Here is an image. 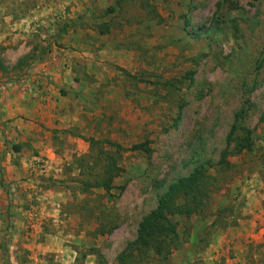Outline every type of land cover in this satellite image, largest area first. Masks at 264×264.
Returning <instances> with one entry per match:
<instances>
[{
	"label": "rangeland",
	"instance_id": "374dc122",
	"mask_svg": "<svg viewBox=\"0 0 264 264\" xmlns=\"http://www.w3.org/2000/svg\"><path fill=\"white\" fill-rule=\"evenodd\" d=\"M0 8L37 16L27 30L1 25L0 90L27 81L53 52L75 75L67 105L78 119L60 130L66 138L35 114L23 116L40 129H27L35 138L10 137L0 123V194L11 211L0 220V264H57L27 249L46 238L31 229L5 241L16 208L51 200L57 217L37 208L30 220L76 253L68 264H117L158 196L203 162L211 167L201 212L174 219L179 243L168 258L140 264H264V0H0ZM241 110L250 150L236 144L239 125L227 146ZM143 143L149 153L130 150ZM225 149L230 167L217 165ZM111 161L120 171L107 193L95 184Z\"/></svg>",
	"mask_w": 264,
	"mask_h": 264
},
{
	"label": "crops",
	"instance_id": "0c3cea01",
	"mask_svg": "<svg viewBox=\"0 0 264 264\" xmlns=\"http://www.w3.org/2000/svg\"><path fill=\"white\" fill-rule=\"evenodd\" d=\"M5 10V8L4 10L0 8V29L1 25L7 24L12 31H21L22 29L27 30L29 23H32L33 19L37 18V16H29L27 13L15 15L12 11L6 12ZM9 10H11V8ZM16 36L17 34L14 35V37ZM20 54H22V52ZM48 56L46 58V62L36 64L34 68L30 70L29 74L32 76H30L27 81H23L18 85L7 84L8 88L5 92L0 90V123H3L2 126H4V129L8 130L7 133H9L10 137H20L21 135L23 140L29 137H36L33 133L30 134L27 129L34 128L36 131H40V129L37 130V126L24 121L23 116L25 115L30 114L32 116L35 114V116L41 119V121H43L44 118H47L48 120L45 121V124H49L47 127L49 129H54V131L58 130L59 133H57V135L63 136V138H66L65 136L69 135H62L60 130L68 129L69 126L75 125V122L78 120L75 118L76 115L72 114L69 106L67 105V101L71 100V98H69L70 92L72 93V90L77 84L74 78L75 75L71 76L69 74L70 69L67 70L66 67H62L60 62L53 63L54 60H56L54 59L55 55L53 52H50ZM61 68H63V70ZM4 86H6V84ZM77 144L78 146H82L81 141L77 142ZM83 144L85 143L83 142ZM40 149L45 151L44 146L43 148L40 147ZM25 197L26 200H24V197H20V200L23 203L28 201V194H26ZM41 197L42 195L40 198ZM40 198H38V201ZM57 201L59 202V200H51L49 205L44 203V206L40 204L36 207L30 206L29 209L27 207L23 209V206L16 208L14 213L18 216V218L15 219L13 223L11 222L12 224L8 232L10 240L5 241H7V243L11 242L12 238L15 239L19 236V233L23 232V230L28 231L31 229L36 233L35 239H38L41 235L46 238H42L44 239L43 243L41 241L42 239H40L39 242L34 240L32 244H28L26 246L27 249L31 251L35 249L36 252H41L44 255L49 253L48 257L55 258L54 261H58L57 264H68L77 260L78 258L75 252H72L73 256L71 257L66 251V247L63 246L64 240H61L60 238L57 239L56 235L51 236L44 234L39 226V223L36 221L37 223L32 224L34 221L31 222L30 220V216L34 213L33 210H36L37 208L43 211V216H41L42 219L45 217H57L58 215L56 216V213L58 214L59 211H56L53 207ZM22 202H20L21 205ZM9 205L10 202H8V197L4 198L3 195L0 194V214H2L0 216V220L5 219L8 213L11 214V211L8 209ZM26 220H28L27 224L25 222ZM51 227H56V225ZM3 232L4 230H2L1 233ZM3 241L1 238L0 249L4 245ZM30 259H32V256H30ZM49 263L55 264L50 261ZM89 264L92 263L90 262Z\"/></svg>",
	"mask_w": 264,
	"mask_h": 264
},
{
	"label": "trees",
	"instance_id": "16d2710c",
	"mask_svg": "<svg viewBox=\"0 0 264 264\" xmlns=\"http://www.w3.org/2000/svg\"><path fill=\"white\" fill-rule=\"evenodd\" d=\"M100 32L104 34L106 30L101 28ZM243 119L244 112L241 110L235 115L234 124L227 136V146L232 140H237L233 134L239 125V129L244 134L236 144L239 150H250L252 146L251 132L243 125ZM260 119L264 121V113ZM130 150L150 152L145 143L133 145ZM228 153L227 149L221 152L217 165L230 167L226 161ZM209 167H211L210 162H203L197 165L188 176L180 177L169 184L167 189L158 196L155 208L140 220L135 239L128 242L117 255V264H132L134 260L135 264H140L147 261L151 254L162 259H166L172 254L179 243L178 223L174 219L179 217L189 219L201 212L204 201L208 197L210 185L208 179L210 177L207 176V169ZM119 171L120 168L116 166L115 161H111L105 166V174L101 182L95 185L109 193L112 189L113 179Z\"/></svg>",
	"mask_w": 264,
	"mask_h": 264
}]
</instances>
